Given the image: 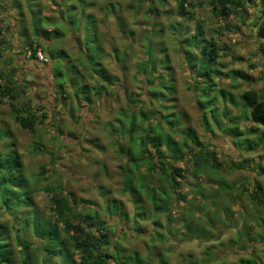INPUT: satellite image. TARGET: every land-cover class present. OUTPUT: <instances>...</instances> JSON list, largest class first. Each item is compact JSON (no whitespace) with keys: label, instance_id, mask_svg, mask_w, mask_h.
<instances>
[{"label":"rangeland","instance_id":"374dc122","mask_svg":"<svg viewBox=\"0 0 264 264\" xmlns=\"http://www.w3.org/2000/svg\"><path fill=\"white\" fill-rule=\"evenodd\" d=\"M67 1L65 4L68 6L78 7L76 13H85L82 22L76 14L73 16L77 29L84 32L86 27H93L94 23L88 16L90 14L99 24L100 45L94 40V33L88 41L87 56L92 59L89 67L99 70L101 67L94 64V59L105 56L102 64L106 75L116 78L115 82H109L106 86L107 94L99 90V84L88 79L86 82L92 91L91 103L83 100L84 95H80L74 87L76 85L70 82L74 77L69 76L66 70L71 67L68 58L62 56V52L57 56L62 50L71 57V62L77 61L80 55L77 38L82 37V33L65 34L62 40L54 38L52 34L53 39L44 40L47 47H52L56 60L62 64V79L55 76L54 63L49 62L46 66L49 59L44 51L38 52L46 59L41 61L44 66L32 69L31 61L26 60L30 50L23 48L31 39L23 36L21 27L22 22L30 25L31 14L27 3L38 15L44 16L46 13L54 17V22L58 20L56 8L50 0H19V9L12 5V0H0V5L5 9H0V33L11 42L8 45L0 41V73L9 74L12 70L19 82L15 85L16 92L24 89L13 103L16 107L26 103L33 105L37 111L50 113L45 119L39 117L34 132L24 130L15 123L12 103L0 95V150L3 149L6 154L13 150L20 157L24 176L31 185L28 193L34 199L40 215L44 219L50 218V190L61 188L79 205L84 200L98 209L101 219L109 228L108 233L118 241L117 245L122 250L118 258L121 262H127L131 255L137 253L144 264H163L159 258L161 253L167 264H189L193 261L233 264L242 259L264 264V203L252 200L257 186L264 187V176L255 172L257 165L264 169V142L260 140L261 135L247 140V130L237 133L236 125L228 120L223 123L228 125L226 129L231 140L216 131L211 134L206 129L203 112L198 105L199 94L192 85L197 74L189 67L184 53L186 37L193 35L200 24L205 38L213 39L217 44L219 57L215 69L219 74L214 76L216 88L233 93L237 102L246 91H256L264 97V57L260 51L263 41L255 36L263 9L261 5L256 2L257 6L246 7L244 20L247 25H244L239 14L216 18L212 0H189L194 7L191 9L193 14H188L189 6L186 14L179 13L176 0H168L165 5L159 0ZM93 3L96 4L94 8L86 10ZM28 33L32 37L31 29ZM150 41L158 60L168 56L169 70L159 69V72L173 84L169 97L171 101L157 102L152 106V111L160 110L164 115L175 114L182 129L195 130L203 142L211 140L225 167L222 170L209 169L201 181L188 176L182 179L183 187L175 196L178 201L175 198L169 213L161 214L154 220L136 221L137 208L133 199L123 192L125 178L121 167L128 156L119 152L120 146L125 149L130 146V140L121 135L119 129L127 127V116L139 113L141 109L142 105L134 104L133 100L148 99L141 96L145 85L143 76H136V65L147 59L145 47ZM99 46L103 47V51ZM162 47L165 53L161 52ZM121 61H124L123 64ZM233 71H241L246 78L235 79ZM62 83L64 86H61ZM61 88L67 92L64 94L67 100H62ZM76 90L82 101L74 96ZM163 108L168 110L164 111ZM218 109L221 114L226 111L233 112L235 116L241 114L240 109L230 106L225 111L221 104ZM157 116L159 114L154 118ZM110 123L119 131L118 136L112 133ZM251 125V122L240 120L242 129ZM180 134L181 131L175 136L176 140L181 139ZM256 146L263 148L243 154L237 150L257 149ZM233 163L241 165L242 169L237 170ZM171 164L176 168L185 167L182 163ZM42 167L47 168L48 172H42ZM200 187L207 195L206 200L197 198ZM143 199L150 209L147 196ZM195 199L196 202L192 203ZM119 205L123 206L121 212L113 214L112 211L120 208ZM195 205L203 209L194 211L200 215L203 213L201 218L207 226H202L207 227L205 230L209 234L203 236L199 233L191 239L190 234L179 227L182 226L185 211ZM169 217L176 221H169ZM211 218L215 219V224ZM158 220L161 227L156 229L154 221ZM1 221H8V218L4 217ZM156 231L164 236L163 243L156 241ZM31 242L35 240L31 238ZM111 264L118 263L112 261Z\"/></svg>","mask_w":264,"mask_h":264},{"label":"trees","instance_id":"16d2710c","mask_svg":"<svg viewBox=\"0 0 264 264\" xmlns=\"http://www.w3.org/2000/svg\"><path fill=\"white\" fill-rule=\"evenodd\" d=\"M159 1L162 5H165L168 0ZM176 1L179 13L186 14L189 6L190 9L187 12L193 14L191 9L194 7L189 0ZM12 2V5L17 9L20 8L19 0H12ZM50 2L58 13L56 22L53 20L54 17L52 18L46 13L44 16L38 15L35 10H32L31 4L27 3L31 14L30 25H26L25 22L21 24L23 36H28L31 39L28 45H23L24 50L28 48L30 50L26 60L27 62L33 60L41 63L38 59V52L44 51L49 62L54 63L55 76L62 79V64L56 60L57 56L60 55L59 53L62 52V56L68 58L67 62L71 63V67L66 69L69 76L74 77L70 82L76 85L74 87L78 89L80 95H84L82 99L91 103L92 91L90 85L86 82L88 79L99 84L97 86L103 94H107L106 86L109 82L116 81V78H110L106 75L102 64V59L105 56L99 60L98 58L94 59L96 60L95 63L92 62L101 67L99 70L90 68L88 64L92 60L87 56L88 41L93 38L92 33L95 34L94 40L100 45L99 24L95 22L94 15L90 14L88 16L94 25L93 27H86L83 32L76 28L77 25H74L73 16L76 14V17L82 22V18L85 16L84 10H82L83 13H76L77 10L79 11L78 7L76 5L68 6V4H65L68 3L67 0H50ZM256 2L263 8L260 11L259 30L264 27V0H212L214 16L216 18H226L239 14L244 25H247L244 20V14H247L246 7L257 6ZM95 5L94 3L89 5L86 10L92 9ZM0 9L5 10L2 5H0ZM30 29L32 37L28 33ZM79 31L82 33V37L77 38L80 53L79 58L75 61L78 62L77 66L75 62H71V57L62 50L58 52L57 56L53 55L52 47H47L46 41L44 42V40L48 41L50 37L52 38L53 35L54 38L62 40L65 34H75ZM185 40L187 48H184V53L189 67L197 74L192 85L197 95L199 94L198 105L203 112L202 119L206 129L211 134L216 131L231 140L227 133L228 129H226L228 125L225 126L223 123L224 120H228L229 123L236 125L235 131L237 133L247 130V140L261 135L260 140L264 142V97L256 91H246L242 94L240 102H237L233 93L216 88L214 76L219 74V71L215 69L219 57L218 48L213 39L207 40L205 38L204 29L200 24L196 27L194 34L186 37ZM0 41L8 45L11 43L7 36L1 33ZM99 48L103 51V47L99 46ZM260 51L264 57V42ZM161 52L165 53L164 47H162ZM145 53L147 59L137 63L136 76H143L145 87L141 96H147L148 99L146 101L133 100L134 104L142 105L140 106L141 109L139 113L127 116V127H120L119 129L121 135L128 137L130 140V146L127 149L120 146L119 152L128 156L125 165L121 167L125 178L123 192L133 199V203L137 208V214L134 216L136 221L138 219L140 221L154 220L159 218L161 214L169 213L174 206L173 202L176 199L178 201L175 196L183 187L184 182H182V179L188 176L201 181L208 174L209 169L222 170L225 167L224 163L219 160L216 147L212 145L211 140L203 142L199 139L195 130L191 128L182 129L180 120L177 119L179 117L175 114L164 115L160 110L152 111V106L157 102L171 101L169 97L172 95L173 84L171 80L164 77L162 72H159V69L169 70L168 56L158 60L151 41L145 47ZM118 58L120 59V57ZM123 62L121 61L122 64ZM207 63L208 66H206ZM233 75L235 79L246 78L241 71H233ZM16 83L19 82L12 70L9 74L0 73V95L12 103L15 123L24 130L34 132L39 123V117L45 119L47 114L37 111L33 105L26 103L16 107L13 102L19 99L20 92H24V89H21L19 93L16 92ZM61 86H64L63 83ZM61 90L62 100H67L64 96L67 92L63 88ZM78 91L74 92V96L78 101H82V99L79 100ZM221 97H223L222 103ZM220 104L223 105L224 109L226 108L225 111L228 106L240 109V116H235L233 112L227 111L221 114L220 109H218ZM159 109H162V107L159 106ZM163 110L167 111L168 109L163 108ZM157 114H159V117L154 118ZM228 114H230L229 117ZM241 119L251 122V127L242 129L240 127ZM210 120H212L211 123ZM118 122L121 123V121ZM109 127L112 129V133L118 136L119 131L111 123ZM180 131L181 139L176 140L175 136ZM231 142L234 144L233 141ZM262 148L252 149L250 147L237 150L243 154L257 152ZM10 151L12 152L6 154L3 149L0 150V264H111L112 261L118 264H144L137 253L131 255L127 262H121L118 258L122 250L117 245L118 241H115L108 233L109 228L101 219L98 209L88 205L90 203L84 200L79 205L78 201L72 196L64 194L61 188L50 190L51 216L49 219H44L40 215L31 194L28 193L31 185L24 176L23 163L13 150ZM171 162L173 164L182 163L185 167H172ZM232 166L237 170L242 169L241 165L233 163ZM41 171L48 172L45 167H42ZM255 172H258L259 176H264V169L261 165L255 167ZM263 191L264 187L258 185L253 193L252 200L263 204ZM145 196H147L150 209H148L146 201L143 199ZM197 196L202 200L207 199L202 187H200ZM195 202L196 199L192 203ZM83 204L87 205L83 206ZM119 206L120 208L116 207L112 211L113 214L121 212L123 206ZM108 210L110 211V209ZM194 210L199 212L198 210L203 209L201 206L196 205L192 209H187L183 215L182 226L179 228L186 230L191 239H194L199 233L208 236L209 231L205 230L207 227L202 226L203 224L207 226L201 218L203 213L200 215ZM4 217H7L8 221L2 222L1 219ZM169 221L175 222L176 219L169 217ZM211 222L215 224V219L211 218ZM154 225L156 229L161 227L159 220L154 221ZM156 232V241L163 243L164 236L161 232ZM31 238L35 240L34 243L31 242ZM159 258L163 264H167L161 253ZM189 264L203 263L193 261ZM233 264L254 263L242 259L239 263Z\"/></svg>","mask_w":264,"mask_h":264},{"label":"flooded vegetation","instance_id":"af4514ba","mask_svg":"<svg viewBox=\"0 0 264 264\" xmlns=\"http://www.w3.org/2000/svg\"><path fill=\"white\" fill-rule=\"evenodd\" d=\"M48 64H49V61L47 60V62H46V66H48ZM41 66H44V64H42V63H39V62H36V61H33V60H31V68L33 69L34 67H38V68H40L41 69ZM45 80V79H44ZM49 79H46V81H48ZM52 105V104H51ZM50 105V111H52V106ZM47 115H50V113L49 112H47Z\"/></svg>","mask_w":264,"mask_h":264},{"label":"water","instance_id":"95a60500","mask_svg":"<svg viewBox=\"0 0 264 264\" xmlns=\"http://www.w3.org/2000/svg\"><path fill=\"white\" fill-rule=\"evenodd\" d=\"M255 36H256V38H257L258 40H261V41L264 42V27L260 28V29L256 32Z\"/></svg>","mask_w":264,"mask_h":264},{"label":"built area","instance_id":"2783aa9c","mask_svg":"<svg viewBox=\"0 0 264 264\" xmlns=\"http://www.w3.org/2000/svg\"><path fill=\"white\" fill-rule=\"evenodd\" d=\"M38 59L39 61H46V59H44L43 55L41 53H38Z\"/></svg>","mask_w":264,"mask_h":264}]
</instances>
